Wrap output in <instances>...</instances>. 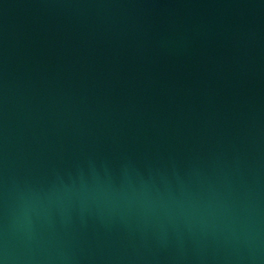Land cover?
Masks as SVG:
<instances>
[{"label":"water","instance_id":"water-1","mask_svg":"<svg viewBox=\"0 0 264 264\" xmlns=\"http://www.w3.org/2000/svg\"><path fill=\"white\" fill-rule=\"evenodd\" d=\"M0 264H264V0H0Z\"/></svg>","mask_w":264,"mask_h":264}]
</instances>
